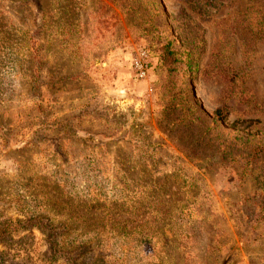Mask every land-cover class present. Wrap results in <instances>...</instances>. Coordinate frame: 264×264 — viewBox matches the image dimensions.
<instances>
[{
    "label": "rangeland",
    "instance_id": "374dc122",
    "mask_svg": "<svg viewBox=\"0 0 264 264\" xmlns=\"http://www.w3.org/2000/svg\"><path fill=\"white\" fill-rule=\"evenodd\" d=\"M38 216L76 264H264V0H0V227ZM22 227L0 264H68Z\"/></svg>",
    "mask_w": 264,
    "mask_h": 264
},
{
    "label": "trees",
    "instance_id": "16d2710c",
    "mask_svg": "<svg viewBox=\"0 0 264 264\" xmlns=\"http://www.w3.org/2000/svg\"><path fill=\"white\" fill-rule=\"evenodd\" d=\"M159 60L162 65L171 67L170 65L175 64L176 62V53L169 47L162 45L160 47ZM214 115L224 123L229 122L228 118L223 115V112L220 108H217L214 111ZM240 124L241 121L238 120L229 123V125H231L232 127H238L240 126ZM22 223V221H15L14 223H3L0 227V243L5 242L13 233H16L22 227ZM23 225L24 226L22 228L37 227L40 229V231L45 235L51 258L57 260L62 259L65 263L68 264H76V260L73 258L72 253H69L64 248V244L66 241L64 235L66 233L65 231H67L65 224L54 223L51 220L45 221L40 216H38L33 219H28V221Z\"/></svg>",
    "mask_w": 264,
    "mask_h": 264
},
{
    "label": "built area",
    "instance_id": "2783aa9c",
    "mask_svg": "<svg viewBox=\"0 0 264 264\" xmlns=\"http://www.w3.org/2000/svg\"><path fill=\"white\" fill-rule=\"evenodd\" d=\"M132 69L136 79L144 80L150 70V59L148 52L144 48H140L132 59Z\"/></svg>",
    "mask_w": 264,
    "mask_h": 264
}]
</instances>
